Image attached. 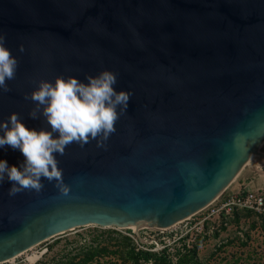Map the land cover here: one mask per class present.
I'll list each match as a JSON object with an SVG mask.
<instances>
[{
  "label": "water",
  "instance_id": "water-1",
  "mask_svg": "<svg viewBox=\"0 0 264 264\" xmlns=\"http://www.w3.org/2000/svg\"><path fill=\"white\" fill-rule=\"evenodd\" d=\"M0 31L19 61L0 121L16 112L50 131L24 99L42 79L110 70L132 93L106 150L93 140L56 155L68 195L44 178L14 197L0 183V262L77 227H170L252 156L264 163V0H0ZM0 160L19 169L24 156L5 145Z\"/></svg>",
  "mask_w": 264,
  "mask_h": 264
},
{
  "label": "clouds",
  "instance_id": "clouds-1",
  "mask_svg": "<svg viewBox=\"0 0 264 264\" xmlns=\"http://www.w3.org/2000/svg\"><path fill=\"white\" fill-rule=\"evenodd\" d=\"M5 43L6 36L0 31V93L11 91L7 81L16 78L19 65ZM24 50L20 45L19 51ZM86 80L84 83L73 76H57L54 82L42 79L35 90L25 94L24 99L35 105L29 117L36 120L43 116L50 131L28 129L16 112L7 121H0V147L18 149L24 156L19 169L0 160V183L5 178L12 183L10 197L25 191L42 192V178L49 183L55 181L59 192L68 195L70 189L63 181V169L58 167L56 155H65L73 143L83 148L93 140L97 148L106 150L107 141L117 131V121L127 112L132 93L115 90L117 74L110 70L86 75Z\"/></svg>",
  "mask_w": 264,
  "mask_h": 264
},
{
  "label": "rangeland",
  "instance_id": "rangeland-1",
  "mask_svg": "<svg viewBox=\"0 0 264 264\" xmlns=\"http://www.w3.org/2000/svg\"><path fill=\"white\" fill-rule=\"evenodd\" d=\"M260 150L264 152V143ZM248 167L255 170V177L264 174V163L257 156L250 158L246 164ZM260 190L264 192V189ZM261 218L257 212L246 209L232 213L223 211L219 215L208 214L207 209H202L167 228L87 225L41 241L0 264H57L59 259L67 257L75 256L77 260L82 252L101 245L106 250L89 264H121L114 252L120 243V233L130 236L142 249L155 252L166 248L168 258L175 264H264Z\"/></svg>",
  "mask_w": 264,
  "mask_h": 264
},
{
  "label": "trees",
  "instance_id": "trees-1",
  "mask_svg": "<svg viewBox=\"0 0 264 264\" xmlns=\"http://www.w3.org/2000/svg\"><path fill=\"white\" fill-rule=\"evenodd\" d=\"M246 211L250 212V210ZM261 220L262 228L264 230V218L262 217ZM119 237L120 243L116 245L117 248L114 252L121 261V264H175L171 259L168 258L166 248H161L158 251L152 252L151 250L137 247L134 240L128 235L120 233ZM105 250L106 247L103 245L100 247H90L88 250L82 252L81 257H79L77 260L75 256L67 257L61 261L59 259L57 264H89Z\"/></svg>",
  "mask_w": 264,
  "mask_h": 264
},
{
  "label": "built area",
  "instance_id": "built-area-1",
  "mask_svg": "<svg viewBox=\"0 0 264 264\" xmlns=\"http://www.w3.org/2000/svg\"><path fill=\"white\" fill-rule=\"evenodd\" d=\"M226 190L216 197L210 204L203 209H207L208 214H217L221 212L232 213L234 210L246 209L257 212L264 218V192L260 189H244L237 191ZM224 190V192H225ZM202 210V209H201Z\"/></svg>",
  "mask_w": 264,
  "mask_h": 264
},
{
  "label": "crops",
  "instance_id": "crops-1",
  "mask_svg": "<svg viewBox=\"0 0 264 264\" xmlns=\"http://www.w3.org/2000/svg\"><path fill=\"white\" fill-rule=\"evenodd\" d=\"M253 174H256L255 170L252 167L246 168L245 165L227 186V190L237 191L241 188L253 190L264 189V174H257V177Z\"/></svg>",
  "mask_w": 264,
  "mask_h": 264
},
{
  "label": "bare ground",
  "instance_id": "bare-ground-1",
  "mask_svg": "<svg viewBox=\"0 0 264 264\" xmlns=\"http://www.w3.org/2000/svg\"><path fill=\"white\" fill-rule=\"evenodd\" d=\"M260 163V162H259ZM137 226V225H136Z\"/></svg>",
  "mask_w": 264,
  "mask_h": 264
}]
</instances>
